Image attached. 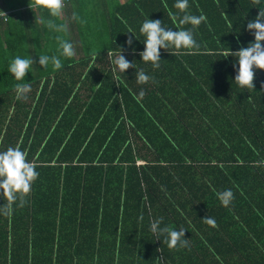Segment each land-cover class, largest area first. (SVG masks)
<instances>
[{
	"label": "trees",
	"instance_id": "16d2710c",
	"mask_svg": "<svg viewBox=\"0 0 264 264\" xmlns=\"http://www.w3.org/2000/svg\"><path fill=\"white\" fill-rule=\"evenodd\" d=\"M174 3L64 0L62 17L52 18L29 0H0V151L19 147L39 173L27 205L0 215V264H264V71L254 89H241L237 58L225 57L254 40L246 26L258 6L189 0V13L207 17L193 30L199 49H161L153 68L139 56V28L148 18L175 31ZM41 16L68 25L75 55L61 56L58 71L38 63L59 55L55 37L64 35ZM119 48L134 68L116 81L109 53ZM16 56L34 61L23 101L7 71ZM140 69L154 82L138 84ZM226 189L234 193L227 207L216 196ZM156 219L184 229L189 247L157 240Z\"/></svg>",
	"mask_w": 264,
	"mask_h": 264
},
{
	"label": "clouds",
	"instance_id": "9594fccd",
	"mask_svg": "<svg viewBox=\"0 0 264 264\" xmlns=\"http://www.w3.org/2000/svg\"><path fill=\"white\" fill-rule=\"evenodd\" d=\"M252 3L258 6V14L255 19L249 21L246 26L253 36L254 40L246 47H242L235 52L227 51L225 57L235 56L236 64L233 67L236 69L234 82L241 89H254V81L256 79V70L264 71V6L261 5V0H252ZM29 8L40 11H46L52 18H60L64 11V0H29ZM163 7L168 9L169 6L165 2ZM173 7L177 12L168 11V16L176 25V30L166 28L163 22L159 19L146 18L139 28L140 34L144 37V50L139 53L141 60L145 63H151L153 68L160 67V50L167 51L168 49L194 50L199 49L200 45L193 35V30L198 28L201 23L206 22L207 17L204 14L194 15L188 12L189 0H175ZM182 13L183 15H180ZM0 14H4L0 12ZM227 19V15H225ZM72 19H78L77 14H72ZM44 25L49 31L62 33L55 37L58 44L59 55H40L38 63L45 69L51 64L55 71L63 67L60 57L71 59L75 55V48L72 42L65 39L68 33L67 23L56 24L53 19H45L43 16L38 21ZM126 23V22H125ZM185 25H191V28H185ZM229 27L232 25L229 22ZM127 33L133 34L130 36L126 44L132 45L133 29L129 27ZM122 49L119 48L118 53H109L112 56L111 64L113 65V75L116 81H120V73L134 68L132 61L127 60L122 54ZM93 62L96 59L97 53L93 50L90 53ZM34 61L31 57L21 58L16 56L11 59L7 71L17 81L14 85L15 99L26 100L31 92V84L25 82V76L32 70ZM238 65V67H237ZM154 79L147 75L143 69L136 73V82L138 84H146ZM99 85V84H96ZM264 87V84H262ZM144 93L141 91L140 96ZM37 165L27 159V153L19 147H8L6 150L0 151V215L5 217L10 216L16 208H24L28 203V198L31 195L32 185L39 177L36 171ZM217 199L220 203L227 207L233 199L234 193L231 189H226L216 192ZM15 206V208H14ZM143 219V216L140 217ZM203 222L211 227H216V222L211 217H205ZM162 220H153L150 224V231L157 236V240L161 236L164 237V243L170 250L179 248H188V239H185V230H176L171 226L161 227Z\"/></svg>",
	"mask_w": 264,
	"mask_h": 264
},
{
	"label": "rangeland",
	"instance_id": "374dc122",
	"mask_svg": "<svg viewBox=\"0 0 264 264\" xmlns=\"http://www.w3.org/2000/svg\"><path fill=\"white\" fill-rule=\"evenodd\" d=\"M118 1H119V2H122L123 0H118ZM8 3L11 4V0H8ZM93 9H94V8H92L90 5H87V4H86L85 7H83L82 11L87 12L91 18L93 17V18L95 19V17H94V13H95L96 9H94L95 11H93ZM82 19H84V18H82ZM88 19H89V18H88ZM70 21H72V19H71ZM87 21H88V20H87ZM91 22H92V21H91ZM73 28H74V32L78 31V30L75 29L76 27H73ZM137 162H139L138 164L141 163L140 161H137Z\"/></svg>",
	"mask_w": 264,
	"mask_h": 264
},
{
	"label": "built area",
	"instance_id": "2783aa9c",
	"mask_svg": "<svg viewBox=\"0 0 264 264\" xmlns=\"http://www.w3.org/2000/svg\"><path fill=\"white\" fill-rule=\"evenodd\" d=\"M7 13H4V14H0V16H2V15H6ZM139 162H136V164H138Z\"/></svg>",
	"mask_w": 264,
	"mask_h": 264
},
{
	"label": "crops",
	"instance_id": "0c3cea01",
	"mask_svg": "<svg viewBox=\"0 0 264 264\" xmlns=\"http://www.w3.org/2000/svg\"><path fill=\"white\" fill-rule=\"evenodd\" d=\"M64 17V16H63Z\"/></svg>",
	"mask_w": 264,
	"mask_h": 264
}]
</instances>
